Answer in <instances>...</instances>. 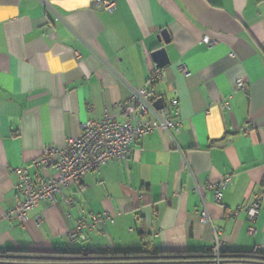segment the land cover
<instances>
[{
  "label": "crops",
  "instance_id": "obj_1",
  "mask_svg": "<svg viewBox=\"0 0 264 264\" xmlns=\"http://www.w3.org/2000/svg\"><path fill=\"white\" fill-rule=\"evenodd\" d=\"M46 1L53 12L41 0H0V253L212 251L215 235L200 222L194 187L226 175L232 182L219 203L204 192L218 242L228 252L264 253V202L251 236L239 210L263 193L264 0H112L113 13L92 0ZM205 37L217 44L207 47ZM160 49L169 64L153 88L178 130L142 138L128 158L39 203L24 222L5 220L17 201L11 170L43 179L52 170L33 162L46 148H64L106 112L124 121L115 106L148 88ZM102 214L113 223L68 242L78 221Z\"/></svg>",
  "mask_w": 264,
  "mask_h": 264
},
{
  "label": "built area",
  "instance_id": "obj_2",
  "mask_svg": "<svg viewBox=\"0 0 264 264\" xmlns=\"http://www.w3.org/2000/svg\"><path fill=\"white\" fill-rule=\"evenodd\" d=\"M41 1L48 11L53 12L46 0ZM91 6L107 13H113L115 10V3L112 0H92ZM60 20L61 18L56 14L54 22ZM202 43L207 47L217 44L208 37L203 38ZM230 56L233 57L232 54ZM178 72L184 77L189 75L184 66H179ZM165 78L164 69L155 68L147 81L148 88L132 90L127 103L115 106L124 115V121L120 122L106 112L101 120L81 124L78 136L64 148H46L43 156L33 162L36 170L41 172L52 170V173L47 174L43 179H31L25 168L12 169L11 174L16 178L14 189L17 201L13 208L6 211L4 219L24 222L28 213L39 203H53L55 197L60 195L62 190L79 185L86 176L97 172L112 160L128 158L130 147L142 138L154 132L168 133L171 130H178L180 122L170 116L168 108L164 106L163 109L158 110L154 107V103L160 98L153 87L163 83ZM236 89L244 91L245 84L242 80L236 83ZM225 105L227 107L226 103ZM169 106L175 111L176 116L178 112L177 100L172 99ZM231 182L232 176L226 175L205 187L197 185L194 187L202 205L199 211L200 222L209 225L215 235L216 242L212 250L215 256L214 264H220L219 253L224 250V247L219 244L218 230L213 226L207 213L204 192L205 190L213 191L214 200L219 203L223 191L231 185ZM263 202L264 182L263 193L239 209L247 215L250 223L247 232L250 236L255 232L254 223ZM65 205L70 209L74 206V201L65 200ZM37 222H40L39 218H37ZM107 223H113L112 218L107 214L92 215L89 219L82 218L67 234L68 242L72 245L78 244L86 239L85 231H94L104 227Z\"/></svg>",
  "mask_w": 264,
  "mask_h": 264
},
{
  "label": "trees",
  "instance_id": "obj_3",
  "mask_svg": "<svg viewBox=\"0 0 264 264\" xmlns=\"http://www.w3.org/2000/svg\"><path fill=\"white\" fill-rule=\"evenodd\" d=\"M1 264H214L212 251L201 253L175 254L165 252L118 253L86 252L71 250L66 252L38 253L11 251L0 253ZM220 264H264V253H235L222 250Z\"/></svg>",
  "mask_w": 264,
  "mask_h": 264
},
{
  "label": "water",
  "instance_id": "obj_4",
  "mask_svg": "<svg viewBox=\"0 0 264 264\" xmlns=\"http://www.w3.org/2000/svg\"><path fill=\"white\" fill-rule=\"evenodd\" d=\"M161 37L163 38L165 43H168L169 38H168V34L163 31L161 33ZM152 59L154 60L156 67L157 68H161L163 69L164 67H166L169 64V60L166 56V52L164 49H160L156 52H154L152 55ZM154 107L158 110H161L164 108V104L162 102L161 99H158L155 103H154Z\"/></svg>",
  "mask_w": 264,
  "mask_h": 264
}]
</instances>
